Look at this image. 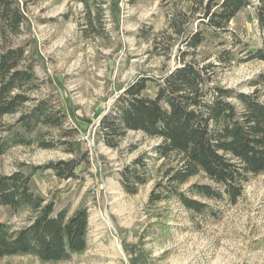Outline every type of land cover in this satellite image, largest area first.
I'll return each mask as SVG.
<instances>
[{"label": "trees", "instance_id": "16d2710c", "mask_svg": "<svg viewBox=\"0 0 264 264\" xmlns=\"http://www.w3.org/2000/svg\"><path fill=\"white\" fill-rule=\"evenodd\" d=\"M84 4L88 28L102 22V1L79 0ZM191 11L178 10L168 26L154 36L150 52L162 56L158 73L144 72L118 94L100 120L104 143L118 147L130 130L156 138L150 150L139 154L120 171L125 190L135 194L156 176L150 204L177 198L189 211L204 213V199L228 198L235 203L252 176L264 173V70L249 82L250 88L222 83L221 70L250 60L264 63V0H188ZM253 6L261 45L246 47L240 57V41L230 27L233 18ZM22 0H0V33L20 35L28 22ZM194 24H196L194 26ZM219 39V41H218ZM27 45H0V119L19 114L15 122L0 130V155L12 146L38 143L41 148L68 145L79 128L68 123V113L53 96L37 97L41 87L36 61ZM173 61V64L170 62ZM149 83L155 92L146 91ZM59 132L42 138V128ZM88 160L87 152L77 157L27 165L0 175V207L28 212L25 223L0 220V259L32 255L43 261L59 262L83 253L88 246L90 211L81 205L72 214L57 210L31 187L37 170L52 169L59 178L77 177L78 166ZM210 181L191 182L196 176Z\"/></svg>", "mask_w": 264, "mask_h": 264}, {"label": "rangeland", "instance_id": "374dc122", "mask_svg": "<svg viewBox=\"0 0 264 264\" xmlns=\"http://www.w3.org/2000/svg\"><path fill=\"white\" fill-rule=\"evenodd\" d=\"M22 1L29 19L25 30L7 38L0 33V45H27L41 79L33 96L51 95L68 113L67 124L79 128L71 138L78 150L74 154L68 145L41 148L37 142L15 145L0 155V175L14 172L22 163L42 165L87 152L89 161L78 166L77 177L59 178L52 169L37 170L31 187L69 214L87 205L90 228L87 249L69 260L14 255L1 258L0 264H264V173L246 182L235 203L228 198L204 199L209 205L204 213L189 211L177 198L152 205L156 176L132 194L125 190L120 171L157 139L130 130L118 147H110L100 138V120L118 94L140 73H158L163 58L150 52L151 42L174 12L191 11V2L97 0L102 1V22L95 20L86 28L82 1ZM230 27L240 41L235 48L240 57L247 55L246 47L261 45L253 6L240 11ZM262 70L264 63L250 60L221 70L220 77L225 85L249 90L246 83ZM154 87L149 83L146 92L153 94ZM18 116L0 119V129ZM41 131L46 139L59 135L46 127ZM5 134L0 130V136ZM195 181L210 180L196 176L184 189ZM27 216L26 211L0 207L2 221L20 226Z\"/></svg>", "mask_w": 264, "mask_h": 264}]
</instances>
